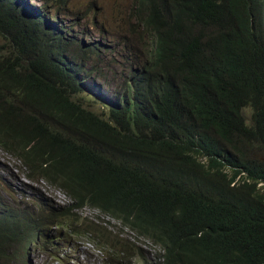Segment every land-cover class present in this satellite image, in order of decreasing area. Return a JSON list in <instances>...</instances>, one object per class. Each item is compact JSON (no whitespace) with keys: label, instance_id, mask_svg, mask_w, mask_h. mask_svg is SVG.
<instances>
[{"label":"trees","instance_id":"obj_1","mask_svg":"<svg viewBox=\"0 0 264 264\" xmlns=\"http://www.w3.org/2000/svg\"><path fill=\"white\" fill-rule=\"evenodd\" d=\"M130 6L136 52L101 104L85 102L84 81L99 77L69 62L82 45L58 19L0 0V150L72 208L159 246L156 264H264V0ZM104 231L88 233L136 255Z\"/></svg>","mask_w":264,"mask_h":264},{"label":"rangeland","instance_id":"obj_2","mask_svg":"<svg viewBox=\"0 0 264 264\" xmlns=\"http://www.w3.org/2000/svg\"><path fill=\"white\" fill-rule=\"evenodd\" d=\"M10 1L18 6L17 11H22L23 15L30 16L33 11L34 13H38V16L47 18L48 21L55 22L56 20L54 18L58 19L68 33V36L72 37L70 41H76L82 45L68 55L69 62L76 66L79 65L85 69L86 73L95 71L99 77L97 80L84 81L83 86L85 92L83 98L85 102L110 104V102L115 100L116 90L119 89V86L122 87L123 83V75L121 74L128 63L129 57H131V53L136 52L133 49L130 52V38L135 39L134 37L137 36L138 31H133L130 28V26L135 24V20L129 19L132 0H68L64 6L52 0ZM50 17H53V20ZM88 45L97 48L99 53L93 54L87 59L88 54H84L83 47H88ZM93 108L96 109L95 105ZM97 108L99 107L97 106ZM251 113L252 110L250 108H244L242 114L245 118L250 119ZM0 158L7 161L13 173H19L20 181L25 180L23 171L16 169L17 163L13 158L4 154L2 151H0ZM9 178L14 181L13 177ZM27 186L28 190L24 195L28 199H31L33 203L31 212L33 214L37 213V217L39 216L40 219L44 218V211H46V208H44L46 202L45 196H52L48 200L50 204L55 205L54 208L56 209L68 205L67 198L56 189H50L43 185L42 187L44 189L42 191L38 187V184L28 183ZM18 187L13 189L15 193H19L17 192ZM0 194H2V199H7L12 195L10 189L4 184L0 186ZM0 211H2V208H0ZM74 219L79 228L82 230L91 229L95 231L94 233H101L104 239L107 236L110 238L111 235L101 229L102 226L106 225L101 222H108L109 227L116 226V228H119L118 223L111 221L107 217L100 216L96 211L89 208H83L77 213ZM43 228L41 229L43 230ZM122 231L126 239L135 243L137 246L139 245L134 241L135 236L128 229H122ZM79 243H82L86 247H84V253L80 250L82 261L79 264H102L103 254L94 241L85 237V235H80L78 236V245ZM139 249L146 256L147 261H153L155 250H152L149 244L142 242ZM34 250L38 252L42 260L45 259V255L39 247L34 248L32 253ZM32 253L30 254L29 264H33ZM134 259L136 262L130 260V257L127 256L123 257L121 261L122 264H141L139 259L136 257Z\"/></svg>","mask_w":264,"mask_h":264},{"label":"clouds","instance_id":"obj_3","mask_svg":"<svg viewBox=\"0 0 264 264\" xmlns=\"http://www.w3.org/2000/svg\"><path fill=\"white\" fill-rule=\"evenodd\" d=\"M2 152L13 158L12 155L5 153L4 151ZM13 159L17 163L16 169L18 171H23V176L26 181H20L19 173H13L11 167L8 166L7 161L0 158V186H3L4 184L8 189H10L12 194L7 199H2V194H0V208H2V211H0V264H29L30 254L36 247L41 249V252L45 255V259L42 260L38 252L34 250L32 253L33 264H79L82 261L80 250L84 253L86 248L82 243H79L78 245V236L80 235H85V237L90 238L97 244L98 249L104 257L102 259V264H109L110 262V264H122L121 259L123 257L120 255L116 256L115 252L101 246L95 237L88 233L91 229L82 230L76 225L74 217L83 208L89 207L84 206L81 209L72 208L69 197L61 189L49 184L43 178H30L22 162L16 160L15 158ZM9 177H13L15 183ZM28 183L38 184V187L42 191L44 189L42 187L43 185L50 189H56L67 198L68 205L58 207L56 209L54 208L55 205L50 204L48 200V198L52 196H45L46 202L44 204V208H46V211H44V218L40 219L39 216L37 217V213L33 214L31 212V209H33V203L31 202V199H28L24 195V193L28 190ZM16 187H18L17 192L20 193V196L19 193H15L13 191ZM44 192H46V190H44ZM91 210L96 211L100 216L109 218L95 209ZM62 211L67 212V214L63 217L59 215V212ZM111 221L118 223L119 226V228H116V226H110L111 229H117L118 231L127 229L122 227L119 221L113 219H111ZM101 223L106 224L102 226V230L109 229L108 222ZM41 228H43V230ZM75 229L80 232L79 235L76 234ZM91 231L95 232L93 230ZM95 234L96 233H94V235ZM97 234L101 235V233ZM121 234L124 236L123 231ZM134 241L139 244L137 246L133 243L136 246L134 251H136V255L138 254L139 257H136L135 255L130 257V260H134V262H136L134 259V257H136L139 259L141 264H156L162 261L160 255L163 252L160 250L159 246L145 238L135 237ZM142 242L149 244L152 250H155V257L152 262L147 261L146 256H144L142 251L139 249Z\"/></svg>","mask_w":264,"mask_h":264},{"label":"bare ground","instance_id":"obj_4","mask_svg":"<svg viewBox=\"0 0 264 264\" xmlns=\"http://www.w3.org/2000/svg\"><path fill=\"white\" fill-rule=\"evenodd\" d=\"M52 198V197H51Z\"/></svg>","mask_w":264,"mask_h":264}]
</instances>
